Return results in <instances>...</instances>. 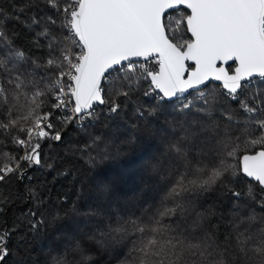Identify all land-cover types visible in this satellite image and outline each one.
<instances>
[{
    "label": "snow or ice",
    "instance_id": "1",
    "mask_svg": "<svg viewBox=\"0 0 264 264\" xmlns=\"http://www.w3.org/2000/svg\"><path fill=\"white\" fill-rule=\"evenodd\" d=\"M11 7L0 8V215L25 207L0 226V264H37L50 228L62 246L45 264H264V90H251L264 78V0ZM129 128L162 147L138 192L135 175L96 170L138 144L115 142L112 130ZM69 153L93 173L83 211L50 187L70 174ZM69 215L82 221L72 235Z\"/></svg>",
    "mask_w": 264,
    "mask_h": 264
},
{
    "label": "trees",
    "instance_id": "2",
    "mask_svg": "<svg viewBox=\"0 0 264 264\" xmlns=\"http://www.w3.org/2000/svg\"><path fill=\"white\" fill-rule=\"evenodd\" d=\"M14 0H0V8H4L7 12L11 13L13 11L11 5ZM180 12L183 13V9H180ZM171 17L175 18L177 13L172 12ZM9 28H15L17 31L23 32L21 25L14 23L13 21L8 22ZM30 36L26 34L22 36L23 39H30ZM185 39L189 38L187 35L184 37ZM31 55L38 56L42 53L34 52L30 53ZM262 80V79H261ZM257 81L256 83H252L253 91L256 90H264V83ZM211 88H215L216 85H210ZM207 90V89H205ZM195 95V94H193ZM178 103V102H177ZM129 124L135 123L132 119L128 120ZM115 132V142L119 144L121 140L126 139L128 136L138 135V144L135 147H124L120 149L119 154L113 151V155L110 159L104 160L101 164L97 165V171H101L106 174L110 178H119L121 181L126 180L129 176L135 175L138 183L137 187L134 189L135 192L139 191V187L141 186V182L143 179H146L144 174V166L147 164L148 160L152 156L153 153H158L162 151V147H157L156 145L159 143L158 139L155 137H149L145 133L137 134L133 128L129 129H113ZM120 132H125V135H120ZM77 133L75 131H70L65 140L69 144H74L75 137ZM149 144H152L153 147L151 151L145 155V150ZM57 151H60L62 146H55ZM0 151H9V148L4 147L0 148ZM47 151V148H45ZM62 154V153H61ZM95 155V153H93ZM85 159H80L79 157H73L71 153L64 157V164L61 166L60 170L63 171L68 169L70 174L67 177H61L58 182L50 187H53L52 195L53 197L57 196H66L67 203L64 205L66 209L71 212L73 205L76 206L78 211H83L88 205L85 203L88 199V193L91 190V181L90 177L93 175L92 172L89 171V167L85 162ZM51 177H49L50 179ZM87 181L84 186V193L80 195V188L83 182ZM20 187V185H17ZM133 193H129L132 195ZM214 203V201L209 202ZM23 204H17L13 207H6L4 209L3 215H0V226L3 227H11L15 222L17 216L21 211L24 210ZM80 223L82 226V221L78 217H73L69 215V217L62 222L63 230L68 234L72 235L74 231V225ZM58 228L60 226H57ZM59 232L57 229L50 228L47 235H45L42 239H40L37 247L33 250V255L37 258V264H45L46 254L55 249L58 245L62 246V242L58 239ZM9 248H14V243L12 241L9 242Z\"/></svg>",
    "mask_w": 264,
    "mask_h": 264
},
{
    "label": "built area",
    "instance_id": "3",
    "mask_svg": "<svg viewBox=\"0 0 264 264\" xmlns=\"http://www.w3.org/2000/svg\"><path fill=\"white\" fill-rule=\"evenodd\" d=\"M262 78H259L257 80H253L252 83H256L257 81H260Z\"/></svg>",
    "mask_w": 264,
    "mask_h": 264
},
{
    "label": "water",
    "instance_id": "4",
    "mask_svg": "<svg viewBox=\"0 0 264 264\" xmlns=\"http://www.w3.org/2000/svg\"><path fill=\"white\" fill-rule=\"evenodd\" d=\"M182 9V8H181ZM171 14V13H170ZM260 77H255V78H253V80H257V79H259ZM262 79H264V78H262ZM252 80V81H253Z\"/></svg>",
    "mask_w": 264,
    "mask_h": 264
}]
</instances>
